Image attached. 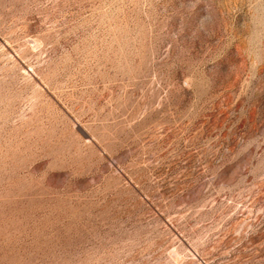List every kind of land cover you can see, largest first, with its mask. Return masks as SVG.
<instances>
[{
    "label": "rangeland",
    "instance_id": "1",
    "mask_svg": "<svg viewBox=\"0 0 264 264\" xmlns=\"http://www.w3.org/2000/svg\"><path fill=\"white\" fill-rule=\"evenodd\" d=\"M0 264H264V0H0Z\"/></svg>",
    "mask_w": 264,
    "mask_h": 264
}]
</instances>
